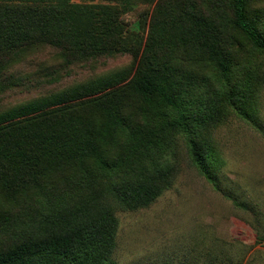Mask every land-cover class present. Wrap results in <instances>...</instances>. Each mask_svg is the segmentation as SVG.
I'll list each match as a JSON object with an SVG mask.
<instances>
[{
    "label": "trees",
    "instance_id": "16d2710c",
    "mask_svg": "<svg viewBox=\"0 0 264 264\" xmlns=\"http://www.w3.org/2000/svg\"><path fill=\"white\" fill-rule=\"evenodd\" d=\"M227 2L212 17L181 11L168 36L161 28L163 41L143 45L129 42L116 5L0 0V98L27 87L13 68L45 47L63 67L124 53L133 64L0 108V264H115L117 212L148 207L171 188L178 165L165 155L177 135L213 178L197 124L220 113L223 98L239 101L240 113L250 107L244 86L236 95L226 30L264 51L251 1ZM179 53L227 78L214 97L198 94L203 80L182 77Z\"/></svg>",
    "mask_w": 264,
    "mask_h": 264
},
{
    "label": "rangeland",
    "instance_id": "374dc122",
    "mask_svg": "<svg viewBox=\"0 0 264 264\" xmlns=\"http://www.w3.org/2000/svg\"><path fill=\"white\" fill-rule=\"evenodd\" d=\"M250 1L252 18L264 32V0ZM74 2L120 7L127 35L132 39L129 42L141 38L143 45L163 41L158 36L161 28L168 36L180 23L183 10L212 17L214 7L224 9L228 4L227 0ZM227 13L231 16L230 10ZM235 31L226 30L232 80L236 95L244 86L245 97L249 98L246 105L251 107L253 101V108L245 107L246 115L239 112V101L223 98L221 112L211 120H201L204 125L197 124V135L208 150L203 156L212 179L194 164L184 137H175L165 155L178 165L171 188L148 207L117 212L115 264H264V51ZM28 57L13 68L14 75L27 87L8 91L0 98V108L77 83H93L133 65L128 53L69 67H63L61 56L49 47ZM195 61L201 64L182 53L174 59L184 71L182 77L188 80L193 76L205 82L199 95L214 97L213 89L227 78L212 65ZM57 73L59 79L55 81ZM45 79L47 83H37Z\"/></svg>",
    "mask_w": 264,
    "mask_h": 264
}]
</instances>
